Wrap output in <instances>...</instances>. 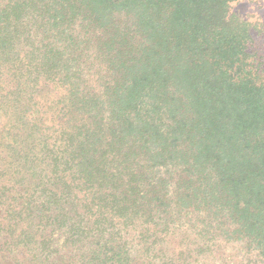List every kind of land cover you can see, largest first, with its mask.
I'll return each instance as SVG.
<instances>
[{"label":"trees","instance_id":"16d2710c","mask_svg":"<svg viewBox=\"0 0 264 264\" xmlns=\"http://www.w3.org/2000/svg\"><path fill=\"white\" fill-rule=\"evenodd\" d=\"M232 1L0 0V264H180L147 237L172 205L264 260L263 25Z\"/></svg>","mask_w":264,"mask_h":264},{"label":"rangeland","instance_id":"374dc122","mask_svg":"<svg viewBox=\"0 0 264 264\" xmlns=\"http://www.w3.org/2000/svg\"><path fill=\"white\" fill-rule=\"evenodd\" d=\"M231 10L263 25L261 33L253 32V46L264 55V0H233ZM91 49L80 58V74L82 81L97 86L96 81H106L111 73L106 72L105 65L99 63L100 57H95L97 52L95 54ZM168 211L174 217L170 215L166 226H160L164 233L159 234L157 228H153L155 232L147 234L149 243L156 241L163 244L166 257L174 254L180 264H264L253 247L241 240L222 238L221 232L213 222L210 223V216L207 217L203 209L188 206L174 208L172 205Z\"/></svg>","mask_w":264,"mask_h":264}]
</instances>
